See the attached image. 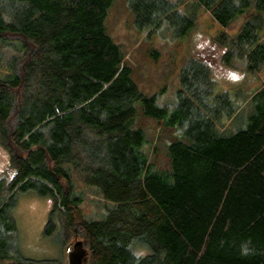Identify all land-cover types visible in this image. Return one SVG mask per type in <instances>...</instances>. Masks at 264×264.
Masks as SVG:
<instances>
[{"label": "trees", "instance_id": "trees-1", "mask_svg": "<svg viewBox=\"0 0 264 264\" xmlns=\"http://www.w3.org/2000/svg\"><path fill=\"white\" fill-rule=\"evenodd\" d=\"M197 1L222 28V64L260 72L264 0ZM112 2L0 0V145L12 171L0 180V264H33L11 213L28 190L52 200L43 234L80 226L90 264H264V85L239 111L240 96L189 57L168 100L142 92L105 29ZM127 2L147 35L164 21L178 37L194 25L171 0ZM138 111L175 131L165 169L149 160Z\"/></svg>", "mask_w": 264, "mask_h": 264}, {"label": "rangeland", "instance_id": "rangeland-1", "mask_svg": "<svg viewBox=\"0 0 264 264\" xmlns=\"http://www.w3.org/2000/svg\"><path fill=\"white\" fill-rule=\"evenodd\" d=\"M171 1L179 3L178 11L181 14L185 13L194 20L193 27L183 37L176 36L180 26H173L169 21L162 22L150 35L137 29L127 0H113L109 8L105 29L128 53L126 59L132 67L133 78L139 89L146 94H157L159 100H168L178 87L181 67L189 57H196L204 59L210 65L219 88L225 89L236 99L237 95L240 96L237 85L238 63L234 67L222 64L221 55L224 47L215 39L222 28L197 0ZM242 21V18L238 19L234 22L233 28L225 29V32L233 35L238 31ZM263 75L262 69L256 75V80H252L251 87L242 88L243 92L248 93L254 87H259ZM242 97L247 96L243 94ZM251 106L252 104L248 103V108ZM137 114L135 125L144 130L149 141L151 164L158 169L167 168L165 143L175 137L174 129L142 115L140 111ZM11 173L8 151L0 145V180L6 181ZM86 194L88 198L98 199L87 190ZM88 202L81 204L80 212L90 211L91 203ZM51 206L50 196H41L28 190L17 194L16 204L11 212L15 220L18 251L23 258L33 264H68L65 244L71 241L74 231L79 239H84L80 226L69 228L67 220L60 221L59 224L57 222L51 234H43ZM140 250L142 253L147 252L143 248ZM86 253L87 264H90L88 250Z\"/></svg>", "mask_w": 264, "mask_h": 264}, {"label": "crops", "instance_id": "crops-1", "mask_svg": "<svg viewBox=\"0 0 264 264\" xmlns=\"http://www.w3.org/2000/svg\"><path fill=\"white\" fill-rule=\"evenodd\" d=\"M264 70V65L261 68ZM257 70H251L249 69V66L247 64V62L242 59L238 62V69H237V85H238V89H239V94H240V108L239 111L242 109L244 103L246 104V102H248L249 97L256 92L260 87H262L264 85V75H263V81L262 84H260L259 87H254L252 90H250L248 93L243 92L242 88L246 89V87H251L252 86V80H256V75H258ZM246 95L247 97H242V95Z\"/></svg>", "mask_w": 264, "mask_h": 264}, {"label": "flooded vegetation", "instance_id": "flooded-vegetation-1", "mask_svg": "<svg viewBox=\"0 0 264 264\" xmlns=\"http://www.w3.org/2000/svg\"><path fill=\"white\" fill-rule=\"evenodd\" d=\"M66 251L68 264H87V249L83 239H79L74 231L71 241H68L64 247Z\"/></svg>", "mask_w": 264, "mask_h": 264}]
</instances>
